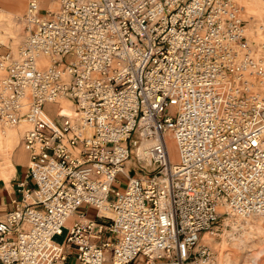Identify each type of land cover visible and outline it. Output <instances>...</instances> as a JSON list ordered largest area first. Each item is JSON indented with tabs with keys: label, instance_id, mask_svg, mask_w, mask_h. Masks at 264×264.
<instances>
[{
	"label": "built area",
	"instance_id": "built-area-1",
	"mask_svg": "<svg viewBox=\"0 0 264 264\" xmlns=\"http://www.w3.org/2000/svg\"><path fill=\"white\" fill-rule=\"evenodd\" d=\"M22 24L0 123L27 122L33 186L3 264H213L207 233L264 216V54L235 0H29Z\"/></svg>",
	"mask_w": 264,
	"mask_h": 264
},
{
	"label": "rangeland",
	"instance_id": "rangeland-1",
	"mask_svg": "<svg viewBox=\"0 0 264 264\" xmlns=\"http://www.w3.org/2000/svg\"><path fill=\"white\" fill-rule=\"evenodd\" d=\"M11 1L0 0V51L16 52L24 40V29L22 18L26 11L28 0L23 1L21 9L17 11L18 17L12 13L15 9L11 6ZM242 7V17L246 21V33L252 47L256 52L264 54V0H235ZM8 7V8H7ZM12 13L8 15L7 11ZM12 10H11V9ZM65 106L66 110H74V107L68 99H61L59 104ZM48 112L54 115L57 112V106L49 105ZM28 124L18 126H8L0 123V157L5 154L8 142L10 145H20L21 138L27 129ZM17 135H11L13 132ZM171 153L174 158L175 146L171 143ZM1 166V164H0ZM118 181L114 182L113 188L118 191L126 189L127 178L120 174ZM70 220V219H69ZM251 225L244 227L243 230H234L233 227L221 226L218 234L212 236L207 233L202 242L208 243L215 256L213 264H264V216L251 218ZM250 224V222H249ZM248 224V225H249ZM233 232V233H232ZM68 228H64L62 234H56L53 241L63 243L66 239ZM67 264H76L75 259L71 257Z\"/></svg>",
	"mask_w": 264,
	"mask_h": 264
},
{
	"label": "crops",
	"instance_id": "crops-1",
	"mask_svg": "<svg viewBox=\"0 0 264 264\" xmlns=\"http://www.w3.org/2000/svg\"><path fill=\"white\" fill-rule=\"evenodd\" d=\"M59 106L60 110L66 108L61 103ZM26 123L23 121L21 124ZM11 135H17V132L14 131ZM28 161L29 153L24 147L23 136L20 145L15 148L8 142L5 154L0 157V220L15 208L16 200H23L26 197L20 184L28 181ZM27 184L33 186L30 181ZM0 264H3L1 259Z\"/></svg>",
	"mask_w": 264,
	"mask_h": 264
},
{
	"label": "bare ground",
	"instance_id": "bare-ground-1",
	"mask_svg": "<svg viewBox=\"0 0 264 264\" xmlns=\"http://www.w3.org/2000/svg\"><path fill=\"white\" fill-rule=\"evenodd\" d=\"M10 1V0H9ZM29 1V0H28ZM21 5H23V0H14V2L13 1H11V6L13 7V9H15V12L14 13H12L10 10H4V8H3V10L4 11H7V13H8V15H11V13L13 14V16L14 17H18V13H17V11H19L20 9H21ZM50 7H53V8H55L54 7V5L52 4V5H50ZM8 8V7H7ZM11 9V8H10ZM12 10V9H11ZM42 62H43V65H46V64H48L49 63V61L46 59V60H42ZM60 101V100H59ZM63 113H65V114H67V115H71V116H74L75 115V108H74V110H70V111H68V110H66L65 108H64V110L62 109L61 110ZM168 142H169V146L171 145V143L173 142V144H174V146H175V150L173 151L174 152V158L172 157V159L173 160H176L177 159V149H176V145H175V142H174V139H173V137H172V135L170 134V135H168ZM170 152H171V146H170ZM171 156H172V153H171ZM69 219H71V218H69ZM69 219H68V221H69Z\"/></svg>",
	"mask_w": 264,
	"mask_h": 264
}]
</instances>
